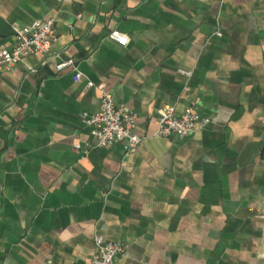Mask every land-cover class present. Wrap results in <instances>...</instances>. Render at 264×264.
Wrapping results in <instances>:
<instances>
[{
  "label": "crops",
  "instance_id": "0c3cea01",
  "mask_svg": "<svg viewBox=\"0 0 264 264\" xmlns=\"http://www.w3.org/2000/svg\"><path fill=\"white\" fill-rule=\"evenodd\" d=\"M0 17L57 21L48 55L0 73V264H91L97 237L125 245L115 264H264V0H0ZM103 93L138 116L136 153L92 147ZM167 107L210 124L158 137Z\"/></svg>",
  "mask_w": 264,
  "mask_h": 264
},
{
  "label": "built area",
  "instance_id": "2783aa9c",
  "mask_svg": "<svg viewBox=\"0 0 264 264\" xmlns=\"http://www.w3.org/2000/svg\"><path fill=\"white\" fill-rule=\"evenodd\" d=\"M56 24V19L51 18L16 29V43L10 48H0V73L12 72L32 55H48L55 42ZM110 38L122 46L128 43V38L119 31L113 32ZM69 68L76 70L75 61H63L56 67L58 73ZM182 74L191 76V73L182 72ZM80 79V74L76 73V82ZM88 86L94 85L89 83ZM82 120L92 129V137L96 141L93 148H106L125 141L128 143V152L136 153L143 142V139L133 132L138 116L127 108L118 106L113 97L107 93H103L100 110L94 114L84 113ZM209 124V119L201 118L193 109L187 110L183 116L178 117L174 107H167L158 119L157 136L186 139L205 129ZM77 149L81 147L77 146ZM96 247L97 252L91 264H115L126 249L123 243L110 242L102 237L96 238ZM262 259L264 263V254Z\"/></svg>",
  "mask_w": 264,
  "mask_h": 264
},
{
  "label": "water",
  "instance_id": "95a60500",
  "mask_svg": "<svg viewBox=\"0 0 264 264\" xmlns=\"http://www.w3.org/2000/svg\"><path fill=\"white\" fill-rule=\"evenodd\" d=\"M16 35L17 33L15 29L9 23H7L2 17H0V37L4 39H8Z\"/></svg>",
  "mask_w": 264,
  "mask_h": 264
}]
</instances>
